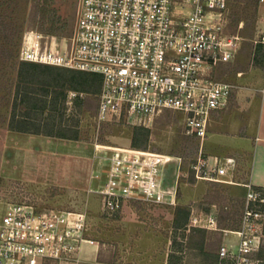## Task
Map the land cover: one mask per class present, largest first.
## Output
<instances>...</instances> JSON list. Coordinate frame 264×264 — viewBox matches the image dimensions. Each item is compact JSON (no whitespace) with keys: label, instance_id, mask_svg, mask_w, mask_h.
Returning a JSON list of instances; mask_svg holds the SVG:
<instances>
[{"label":"built area","instance_id":"obj_1","mask_svg":"<svg viewBox=\"0 0 264 264\" xmlns=\"http://www.w3.org/2000/svg\"><path fill=\"white\" fill-rule=\"evenodd\" d=\"M230 0H76L74 24L66 40L36 29L21 33L17 58L97 72V121H145L165 109L184 115V132L203 139L214 111L226 107L236 86L217 76L232 61L242 36L225 29ZM255 42L264 43V0ZM81 91H68V96ZM100 157L101 155H96ZM99 182L98 211L107 216L139 200L171 205L174 183L167 170L176 156L134 146H110ZM246 154L199 153L190 169L197 180L246 187L235 227H220L216 209L191 211L188 225L221 230L218 264H258L264 244V188L246 180ZM249 158V157H248ZM245 160V161H244ZM247 171L242 175L240 165ZM128 206V205H127ZM231 204L227 201L223 208ZM92 211L36 207L0 198V264H79ZM229 235V237H227Z\"/></svg>","mask_w":264,"mask_h":264},{"label":"rangeland","instance_id":"obj_2","mask_svg":"<svg viewBox=\"0 0 264 264\" xmlns=\"http://www.w3.org/2000/svg\"><path fill=\"white\" fill-rule=\"evenodd\" d=\"M75 1L0 0V19L8 21V30L18 29L17 47L26 29L66 40L74 24ZM260 10L259 4L245 0H230L228 4L225 29L240 34L242 39L235 58L217 70L218 77L236 84L226 109L234 105L239 91L245 93L256 82L258 74L251 70L263 68L264 43L254 41ZM16 71V64L9 61L0 64L1 199L26 201L36 207L91 210L92 220L86 236L93 238L96 251L94 260L85 264H203L214 257L223 240L222 231H201L200 227L188 225L189 215L191 211L216 209L220 227H235L242 201L227 198L225 182L197 180L190 169L199 153L225 154L208 146V132L216 128L212 119L203 139L184 132V115L175 109L162 110L145 121L124 116L97 121L95 81L72 68L55 66L41 72V83L45 84L39 92L46 107L41 113L32 109L29 114L42 132L12 130L6 125V101H9ZM65 85L69 88L64 101L60 103V92H56L52 106L53 90ZM70 90L81 91L78 103L68 96ZM217 118L215 114L213 119ZM46 132H63L69 137ZM115 145L176 156L167 170L169 183H174L177 175L175 204L132 200L125 206L128 212L120 211L112 216L99 213L97 195L90 188L99 182L104 165L101 156L108 155L110 146ZM247 165L248 161L240 165L242 175ZM231 193L241 195L240 191ZM227 201L231 207L224 209ZM257 256L264 264V244Z\"/></svg>","mask_w":264,"mask_h":264},{"label":"crops","instance_id":"obj_3","mask_svg":"<svg viewBox=\"0 0 264 264\" xmlns=\"http://www.w3.org/2000/svg\"><path fill=\"white\" fill-rule=\"evenodd\" d=\"M241 72L242 70L238 74ZM251 72L258 74L254 85L247 88L245 93L239 91L232 107L213 112L211 119L216 128L208 132L206 139L209 141L210 149L224 151L223 155L246 154L249 157L246 180L264 188V65L260 71L253 68ZM215 114H218L217 119H213ZM208 153L217 154L211 151ZM226 188L227 198H240L239 200L243 201L245 186L226 183ZM232 191H240L241 195H233ZM125 208L122 210L124 213L128 212ZM95 251L96 245L86 247L82 244L79 251V264L93 261Z\"/></svg>","mask_w":264,"mask_h":264},{"label":"trees","instance_id":"obj_4","mask_svg":"<svg viewBox=\"0 0 264 264\" xmlns=\"http://www.w3.org/2000/svg\"><path fill=\"white\" fill-rule=\"evenodd\" d=\"M246 2H254L258 4V0H245ZM8 21H3L0 19V64L9 63L17 65L16 78L11 87L10 97L7 98L8 111H7V120L6 125L9 129L22 131V132H42L38 128V123H35L30 118V110L36 109L38 113L42 112L44 109L45 101L42 96L44 84L41 83V72L48 69L54 68V65H48L43 63L30 62L25 60L16 59L17 54V41H18V29L12 27L8 30L7 28ZM77 72H82L85 76L93 79L96 83V88L99 86L100 74L97 72L76 70ZM40 71V72H39ZM43 82V81H42ZM0 84H2V79H0ZM69 85H65L61 89L53 90L54 94L51 96V105H54L53 99L57 97L56 92L60 98V103L64 101L65 92ZM79 95L75 94L72 96V101L78 103ZM38 122V121H36ZM45 133V132H44ZM46 134H54L57 136H67L63 132H54ZM69 137V136H67ZM201 231H204V228H198ZM219 258L217 253L214 254V257L210 261H205L203 264H218ZM258 264H261L260 262Z\"/></svg>","mask_w":264,"mask_h":264},{"label":"bare ground","instance_id":"obj_5","mask_svg":"<svg viewBox=\"0 0 264 264\" xmlns=\"http://www.w3.org/2000/svg\"><path fill=\"white\" fill-rule=\"evenodd\" d=\"M83 245H86V247H93V246H95V243H92V244L83 243Z\"/></svg>","mask_w":264,"mask_h":264}]
</instances>
